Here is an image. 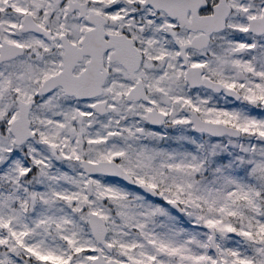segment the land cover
I'll return each instance as SVG.
<instances>
[{"label":"snow or ice","instance_id":"6c2138e0","mask_svg":"<svg viewBox=\"0 0 264 264\" xmlns=\"http://www.w3.org/2000/svg\"><path fill=\"white\" fill-rule=\"evenodd\" d=\"M0 264H264V0H0Z\"/></svg>","mask_w":264,"mask_h":264}]
</instances>
